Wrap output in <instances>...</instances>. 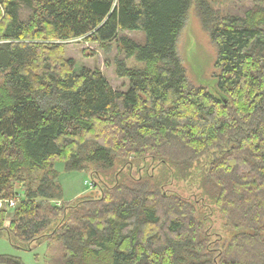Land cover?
Returning <instances> with one entry per match:
<instances>
[{
	"label": "trees",
	"instance_id": "obj_1",
	"mask_svg": "<svg viewBox=\"0 0 264 264\" xmlns=\"http://www.w3.org/2000/svg\"><path fill=\"white\" fill-rule=\"evenodd\" d=\"M192 3L217 46L221 97L189 81L178 53ZM252 3L237 15L209 0H0V198L15 182L25 191L8 225L0 209V235L46 243L48 264H264V0ZM80 37L117 45L128 90L77 70L65 42ZM147 158L197 179L232 231L223 247L161 178L101 177ZM56 161L89 170L100 196L63 200Z\"/></svg>",
	"mask_w": 264,
	"mask_h": 264
},
{
	"label": "rangeland",
	"instance_id": "obj_2",
	"mask_svg": "<svg viewBox=\"0 0 264 264\" xmlns=\"http://www.w3.org/2000/svg\"><path fill=\"white\" fill-rule=\"evenodd\" d=\"M213 7L221 14L244 15L245 10L250 8L252 0H209ZM126 34L138 40H143V33L139 31H126ZM66 57L73 58L77 63V70L82 67H99L110 84L117 90L126 91L129 87L128 78H119L115 72L114 58L118 54L116 44L105 51L98 43L87 41L80 37L65 42ZM177 49L184 64L189 81L197 86H204L213 94L222 96L218 89V75L220 70L216 67L217 46L212 41L210 33L204 28L198 15L195 3L190 6L186 24L180 33ZM128 65L142 67L135 58H130ZM203 163V161H202ZM166 166V167H165ZM54 167L58 171V180L63 189V200L72 201L80 197H99L101 191L95 187V183H101L92 176L89 170H70L65 162L56 161ZM201 167V166H200ZM130 172L134 177L141 174H151L164 181V189L169 194H178L195 204L199 216L205 221V228L209 238L213 241V247H223L231 238L232 231L226 226V219L217 205L200 187L196 178H183L175 174L172 166L164 165L151 158L128 164L117 161L115 167L108 176L101 177L107 186H111L112 176L115 173ZM196 172L199 170L196 168ZM117 173V174H118ZM16 192L24 191L23 182L13 183ZM25 192V191H24ZM22 195V194H21ZM11 199V198H0ZM7 212L6 225L11 221L13 209L3 208ZM220 251V250H219ZM47 244L40 243L32 250L20 249L14 246L6 234L0 235V256L11 255L21 258L25 264H48L46 258ZM217 253V252H216ZM0 264H6L0 262ZM112 264V263H92Z\"/></svg>",
	"mask_w": 264,
	"mask_h": 264
},
{
	"label": "built area",
	"instance_id": "obj_3",
	"mask_svg": "<svg viewBox=\"0 0 264 264\" xmlns=\"http://www.w3.org/2000/svg\"><path fill=\"white\" fill-rule=\"evenodd\" d=\"M22 194V195H21ZM24 196V191L23 192H17V194L11 198V199H0V209H3L6 207L7 209H14L18 206L19 202Z\"/></svg>",
	"mask_w": 264,
	"mask_h": 264
}]
</instances>
